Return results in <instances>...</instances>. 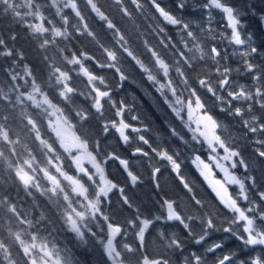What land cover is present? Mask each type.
Returning <instances> with one entry per match:
<instances>
[{
  "label": "snow or ice",
  "instance_id": "obj_1",
  "mask_svg": "<svg viewBox=\"0 0 264 264\" xmlns=\"http://www.w3.org/2000/svg\"><path fill=\"white\" fill-rule=\"evenodd\" d=\"M112 3L118 7L122 17L132 21V30L126 31L118 26L99 0H84L85 7L94 13L95 19L101 22V28L106 30L105 35L110 33L109 43H105L99 33L91 27L78 0H48V4L55 9V17L60 18L61 26H57L58 22L54 18L45 15L44 9L48 4H42L39 0H0V14L6 17L12 16L18 23L25 25L32 37L39 41V47L42 49L56 43L55 39L46 38L48 34L53 38H67L71 35L69 28L74 29L76 34L85 35L91 39L100 53L99 56L85 50L73 51L70 55H64L65 48H60L58 51L67 65L78 66L79 74L86 78L87 95L92 101L91 108L99 114L100 119L104 121L105 105H111L115 110V116L103 122V132L108 133L110 129H114L119 133L120 139L127 143L130 137L125 130L131 128L133 132L139 133L140 129L132 127L125 121L123 113L130 106L124 101L118 104L114 102L105 77L90 70L86 62H94L95 67L100 69L113 70L120 81L128 79L124 64L138 68L147 74L149 81L159 85L157 90L165 96V101L177 116H180L182 108L186 107L189 120L196 124L193 132L198 133L199 138H202V142L206 143L210 149L209 162H214L215 167L224 173L222 179L210 178L212 177L211 163H205L199 156L193 160L200 169L201 175L208 181L218 205L231 214L225 216L222 221L227 225L222 227L223 233L246 247L264 246V170L261 176L252 174L253 165L244 158L239 145L225 134V125L210 113L198 90L189 86L187 75L189 69L194 70V61L207 63L211 60L213 64L210 66V72H215L218 79L213 83L209 73L200 75L197 81L200 87L205 88L220 103L222 112L227 111L229 116L242 118L241 123L246 129L245 135L260 133L261 137H264V65H257L252 61L253 54H264V52L260 46L253 43L251 33L242 35L241 13L230 4L229 0H205L203 4L197 5L204 10L216 9L223 13L230 35L227 33L218 35L227 39L230 44L244 46L243 50L239 51V58L244 71L257 82L254 91L252 86L238 85L233 82L230 79V73L234 69L223 63L229 59L228 55L223 53L216 44L208 47L202 43L200 36L193 30L192 22L176 14L188 8L186 0H173L172 7L165 5L163 0H130V4L137 12L141 15L147 14V18L154 22L150 23L148 28L161 37L156 45L146 39L145 33L139 30V26L135 23L136 18L125 4V0H112ZM64 9H71L74 13L75 24H72L69 16L64 14ZM250 11L253 15H258L259 21L264 25V14H257L255 7H252ZM28 18L39 22H30ZM169 25L178 29L183 48L188 49V53L192 55L178 48L172 37L166 34V28ZM200 32L211 34L212 29L201 26ZM41 37L45 38L41 39ZM10 39L15 41L17 35L13 33ZM141 45L150 58L151 67L141 58L143 55L139 51ZM169 52L176 56V60L172 63L167 59ZM0 56L5 59L24 58L23 52L10 47L4 38H0ZM44 60L48 61L49 58L45 56ZM11 63L16 65L17 60L12 59ZM47 67L50 70L46 82H38L34 70L30 65L24 64L23 76L18 71L10 72L13 83L7 91L0 87V173L3 174L4 184L11 182L26 197L35 198V194L39 193L41 196H47L49 200L55 198L63 225L83 242H86V233L96 235L89 226L90 222L102 217L107 225V235L102 241L103 252L110 264H173L172 254H177L178 260L179 256L183 255V260L179 261V264H207L204 256L195 251L187 255L184 253L187 252L189 238L199 245L210 236V232L221 230L217 225L219 213L201 211L206 204L199 198L192 182L182 174L179 154L172 153L166 148L152 147L143 135L138 137L139 140L148 145L157 157L168 162L171 171L185 191L191 211L198 215L187 214L177 200L163 195L158 200L163 212L156 216L155 220L177 222L182 226L186 236L182 238L175 233L161 231L157 236L160 242L158 250L150 252L146 244L145 232L150 225H153V220L142 218L143 214L137 209L136 215L128 219L126 223L136 229L134 235L139 243L134 246L132 243L116 241L118 235H127V231L104 213L101 207L102 200L108 198V194L113 189H118L123 205L131 208L132 201L125 194L123 187L105 177L104 169L94 154V151H103L100 143L97 142L94 151H90L89 136L86 133L78 135L76 131L70 132L74 125L70 123L69 115L65 113L64 108L50 98L54 89L60 103H74L72 96L77 90L69 84L71 80L69 73L74 69L62 70L51 62L47 64ZM173 69L179 77L183 78L185 89L188 91L187 98L183 100L182 93L177 95V89L169 76ZM154 73H162L167 82L162 83ZM25 77L31 78V91L20 90L23 85L17 83L18 80H24L25 84H29V80ZM48 85L51 87L46 91L45 87ZM165 89L175 97L174 102L169 101V97L165 95ZM220 90L226 95L221 94ZM12 93H15L14 100ZM238 101L245 102L247 107L245 108L243 103L236 106L234 102ZM27 102H31L39 111L35 114L30 112ZM255 105H259L261 110L259 117L255 115ZM76 116L87 123L86 110H76ZM245 116L247 118L243 119ZM132 119L136 120L138 117L133 116ZM43 122H46L47 129L52 134L51 137L42 131ZM172 134L176 135L174 129ZM25 137L31 140V144L25 140ZM193 139L198 137L194 135ZM57 143L71 157L77 175H70L65 171L62 157L55 147ZM254 143L258 145L254 149L256 157L264 160V138L257 139ZM35 144H38V150L43 159L36 155L37 149L32 146ZM217 149L223 151L222 157ZM136 154L149 156V152L144 151L142 147L134 149L133 155ZM106 159L118 160L133 185L140 180V176L130 168L128 160L120 158L115 152L107 153ZM221 159L228 161L229 165L220 163ZM85 160L96 169L95 172L84 167ZM238 167L245 170L244 175H237L236 172L231 171ZM160 171V168L153 167L151 172L152 181L157 189H160L158 176ZM83 177H87V181ZM97 177H99L98 180ZM64 181H67V184H64ZM232 185L237 186L238 190L230 191ZM2 190L3 185H0V191ZM241 201L246 202L247 207L243 206ZM23 203V198L18 195L13 198L6 192L0 194V264H72L71 257L66 252L62 254L63 250L54 240L49 239L51 232L48 231V225L45 223L47 218L43 214L35 216L33 214L35 205L24 208ZM197 219L200 221L199 232H196L193 227ZM42 232H47L48 235H42ZM223 246L224 240L213 241L205 249V253L214 254ZM234 255L231 252L224 254L216 258L214 264H233ZM239 264H264V255L253 256L250 260L241 259Z\"/></svg>",
  "mask_w": 264,
  "mask_h": 264
},
{
  "label": "trees",
  "instance_id": "obj_2",
  "mask_svg": "<svg viewBox=\"0 0 264 264\" xmlns=\"http://www.w3.org/2000/svg\"><path fill=\"white\" fill-rule=\"evenodd\" d=\"M39 2L42 4H48V0H39ZM99 2L105 6L107 14H109L110 17L117 22L118 26L126 31L132 30V21H129L126 17H122V14L118 12V7L112 3V0H99ZM163 2L168 7L173 6V0H163ZM186 2L188 3V8L183 10V12L178 11L176 14L182 15L186 20L192 22L193 30L197 32L198 36H200L201 42L206 44L208 47H211L212 44L218 45L219 49L223 53H226L229 58L233 56L234 53L235 55H239V51L243 50V46L230 44L227 39L221 38L218 35L219 33H227L230 35V29L226 27L227 22L222 15V12L216 9L204 10L202 8H198L197 5L203 4L205 0H186ZM229 2L241 13L240 19L243 25L242 35L246 36L248 33H251L253 43L260 46L262 52H264V31L262 29V24L258 19V15H253L250 11L252 7H255L257 14H264V0H229ZM78 3L83 10V14L89 20L91 27L99 33L101 39L105 43H109L110 33L107 36L105 35L106 30L101 28V22H99L98 19H95L94 13H91L90 9L85 7L84 0H78ZM125 4L133 12V15L136 18L135 23L139 26V30L145 33V38L153 45H156L161 37L151 32L148 28V25L154 22L147 18V14L141 15V13L137 12L134 6L130 4V0H125ZM44 11L46 16L54 18L58 22L57 26H61L59 22L60 18L55 17V9H53L50 4H48ZM63 12L69 16L72 24L76 23V18L71 9H64ZM28 19L30 22H39L33 21L32 18ZM201 26H204L206 29L211 28L212 33H201ZM69 32L71 35L67 38H53L50 34H48L46 38L55 39L56 43L49 44L46 46V49H42L39 47V41L32 37L25 25L18 23L12 16L6 17L5 15L0 14V38H4L10 47L19 49L24 54L23 59H19L17 57L5 59L0 56V87H3L4 90L7 91V88L13 83L9 75L10 72L18 71L23 76L24 64L30 65V67L34 70L35 75L38 78V82H46L48 80V72L50 69L47 67V64L49 62L61 67L62 70L74 69L69 73L71 77L69 84L77 90L72 96L74 103H60L59 97L55 93L54 89L52 90L50 98L53 99L54 103H58L60 107L64 108L65 113L69 115L70 123L74 125L72 128L73 131H76L78 135L86 133L89 136L91 145L89 149L90 151H94L97 142L100 143L103 151H94V154L97 156V161L103 167L105 176L113 183L123 187L125 189V194L132 201L133 207L131 208L123 205L118 189H113V191L108 194V198L102 200L101 207L104 210V213L109 215L113 222L121 224V226L127 231V235H118L116 241L121 243H132L134 246L139 243L134 235L136 229L126 223L128 219H131L136 215L137 209H139L143 214L142 218H149L153 220V225H150L148 230L145 232L146 244L150 252L158 250L160 242L157 239V236L161 231L175 233L182 238L186 236L182 226L177 222L165 221L163 219L160 221L155 220V217L163 212V209L158 203V200L163 195H167L169 198L174 200H177L178 196H180L183 198L179 202L182 210H184L187 214L198 215V213L191 211V205L189 204L185 191L182 189V186H180L175 174L171 171V166L168 162L157 157L155 153L151 152L148 145L143 144V142L139 140L138 137L143 135L152 147L166 148L172 153L179 154L178 159L181 164L182 174L186 177V179L192 182L199 198H201L206 204V207L201 211H214L219 213L217 225L221 230H214L210 232V236L206 237L205 241L201 242L199 245L195 244V242L189 238L187 252H185L184 255L195 251L197 254L203 255L207 263H213L216 258L231 252L235 254L233 264H239L241 259L250 260L253 256L264 255V246L246 247L223 233L222 227L227 225L223 224L222 221L225 216H230L231 214L228 213L227 210H224L222 206L218 205V201L214 199L215 195L211 191V188L207 186V190L202 191V187H205L206 183L202 179V176L198 174L192 163L195 154H200L202 149L197 147L195 140L190 135L191 133L185 125V121L187 124V120L185 119L184 121L185 117H183L182 114L177 116L172 111V108H170L169 104L165 101V96L157 90L159 85L149 81L147 79V74L143 73L138 68H134L129 64H124L123 67L128 75V79L120 81L119 77L115 75L113 70L100 69L95 67L94 62H86V66H88L90 70L105 77L106 85L111 89L112 100L117 104L120 101H124L126 105L130 106L126 108L123 113L125 121L132 125V127L140 129L139 133L133 132L131 128L128 129L127 133L130 139L127 143H122L118 139L114 129H110L108 133L103 132V122L111 120L115 116V110L111 107V105H105L104 121L100 119L99 114L91 108L92 101L87 95L86 78L79 74L78 66L67 65V62L61 58V54L58 50L60 48H65L66 51L64 55H70L71 52H78L80 50L88 51L90 54L95 53L97 56H99L100 53L96 50V46L91 42L90 38L85 35L76 34L72 28H69ZM13 33L17 35V39L15 41L10 39ZM166 34L172 37L173 42L178 48L183 49L186 53H188V49L183 48L181 35L176 27L169 25L166 28ZM214 36L216 37L215 39L213 38ZM43 38L45 37H41V39ZM139 51L143 53L141 58L147 65H149V67H151L150 58L143 49L142 45ZM188 55H192V53H188ZM254 55L255 57L252 61L257 65H264V54ZM45 56L49 58L48 61L44 60ZM12 59L17 60L16 65H12ZM167 59L168 62L172 63L176 60V56L169 52ZM193 63L195 64L194 70L189 69L187 73L189 86L190 83H192V85L196 87L201 98L203 99L204 97L206 107L209 109L210 113L225 125V134L230 136L235 143L239 142V148L242 151L244 158L252 164L251 160L258 157H256L253 148L249 147L248 140H241L239 139V136H232L229 134L230 122L228 123L224 121V119H228L230 116L226 111H224V119L223 116H220L221 111L217 114L215 107L221 108L220 103L217 102L215 98L208 93L207 90H205V88H201L200 85L195 82L198 81L200 75H203L205 74L204 72L210 70V66L213 62L209 60L205 63L197 60ZM223 63H226L231 67V65L238 64L240 61L227 60ZM231 68L234 69L233 67ZM6 69L8 70L7 72L5 71ZM239 72L234 69V71L230 73V77L234 78V73H236L239 78L235 75V80L239 81V84L252 86V90L254 91V87L257 82L253 81L251 76L244 71L242 64H240ZM154 74L157 75L158 79H161L162 83L167 82L166 79L163 78L162 73ZM169 76L173 82V86L177 89V95L182 93L181 99L183 100L184 97L188 96V91L185 89L183 78L179 77L174 69L170 72ZM25 79L29 80V84H25L24 80L17 81V83L23 85L20 90L31 91V78L25 77ZM49 87L51 86H46L45 90L48 91ZM82 92L85 94L81 95L80 93ZM221 94L226 95V93ZM11 95L14 100L15 93H12ZM165 95L169 97L170 102L175 101V97L172 96L169 90L165 89ZM242 103L245 104L246 108L247 105L243 101H238L236 106ZM27 105L30 112L35 114L39 111L31 104V102H27ZM78 109H84L88 112L87 123L81 121L79 117L76 116V110ZM182 111L185 115V110L183 109ZM133 116H137L138 119L133 120ZM232 119L239 122L242 120L241 117L234 116H232ZM187 126L189 125L187 124ZM173 129L175 130L176 135L172 134ZM42 131L45 132L47 136H52L50 130L47 129L46 122H43ZM245 132L246 129L242 135H245ZM248 135H260V133H248ZM25 140L31 144V140H28L27 137H25ZM32 146L37 149L36 155L43 159L40 151L38 150V144ZM55 147L57 152L62 157V163L64 164L65 171H67L70 175H77L75 166L72 164L69 154L64 152L58 143L55 144ZM136 147H142L144 151L149 152V156L145 157L138 154L133 155ZM111 152H115L120 156V158L128 160L130 168L140 176V180L135 185L128 180L127 173L124 171L118 160L106 159V154ZM153 167L161 169L160 173H158L160 189H157L152 181L151 172ZM233 171L236 172L237 175L245 174V170L242 169V167L233 169ZM83 179L87 181V177H83ZM64 184H67V181H64ZM0 185H3V190L0 191V194L6 192L13 198H16L18 195L24 200L22 207L29 208L35 205L33 208V214L37 217L43 214L47 218L45 223L48 225V231L51 232L49 239L54 240L57 246L63 250L62 254L66 252L67 255L71 257L72 264H110V261H108L103 252L102 241L105 240L107 235V225L104 223L102 217H98L97 220L90 222L89 226L92 228V231L96 233V235L92 236L91 234L86 233V242H83L75 235V233L71 232L63 225V221L59 218V210L57 208L55 198L49 200L47 196H41L39 193L35 194V198L26 197L25 194L22 191H19L15 185L11 184V182L4 184V177L2 173H0ZM235 189V185L230 186V190L232 192H234ZM245 204L247 205L246 202ZM193 227L196 232L200 231V221L198 219ZM41 234L45 236L48 235L47 232H42ZM219 240H224V246L221 249L217 250L214 254L205 253V249L209 247L213 241ZM182 260L183 255L179 256L178 260L177 254H172L173 264H179V261Z\"/></svg>",
  "mask_w": 264,
  "mask_h": 264
},
{
  "label": "rangeland",
  "instance_id": "obj_3",
  "mask_svg": "<svg viewBox=\"0 0 264 264\" xmlns=\"http://www.w3.org/2000/svg\"><path fill=\"white\" fill-rule=\"evenodd\" d=\"M218 11H219V10H218ZM222 15H223V13H222ZM204 73H209V78L212 79L213 83H215L216 80L218 79V76H217V74H216L215 72H210V70H208V71H206V72H204ZM230 78H231V77H230ZM231 79L233 80V78H231ZM234 80H235V75H234ZM195 82L198 84L197 81H195ZM190 87L196 88V87H194V86L192 85V83H190ZM200 90H201V89H200ZM201 91H202V90H201ZM185 98H187V97H184V99H185ZM202 100L205 101L204 97H203ZM183 109L185 110V115H184V112L182 111ZM182 110H181V114L183 115V117H185V118H184V121H185V119L187 120V124L189 125V127L187 126L186 121H185V125H186V127L189 129V132L191 133L190 135H191L192 137H193L194 135H196V136L198 137V139H194V140H195V144L197 145V147H200V148L202 149V152H201L200 154H197V153H196V154H195V157H196V156H199L200 159L203 160L205 163H211V167H212V177H210V178L222 179L223 176H224V173L221 172L219 168H216V167H215V163H214V162H209V160H208V157H209V155H210L211 153H210V149L208 148L207 144L202 142V138H199L198 133H194V132H193V129L196 128V124L194 123V121H190V120H189L186 107L182 108ZM228 120H229V121L231 120L230 117L228 118ZM69 131L71 132V131H73V130L70 129ZM217 152L219 153L220 157H222V156L224 155V153H223V151H222L221 149H217ZM195 157H194V159H195ZM194 159H193V160H194ZM220 163H222V164H224V165H226V166L229 165V162H228V161H224V160H222V159L220 160ZM193 164H194V163H193ZM194 166H195L196 170H198V171L200 172V169L197 168L196 164H194ZM84 167H85V168H88L91 172H95V171H96V169L93 168V166H92L87 160L84 161ZM215 168H216V170H214ZM75 170H76V168H75ZM231 171H232V169H231ZM200 174H201V172H200ZM104 175H105V174H104ZM105 177H106V176H105ZM202 177L204 178V176H202ZM97 179H99V177H97ZM204 180H205V179H204ZM207 182H208V181H207ZM208 186H209V185H208ZM231 189H232V188H231ZM237 190H238V189H237V186H236L235 191H237ZM230 191H231V190H230ZM235 191H234V192H235ZM182 199H183V198H181L180 196H178L177 201L180 202ZM241 204H242L243 206L247 207V205L245 204V202H242V201H241ZM244 204H245V205H244ZM114 243H115V241H114Z\"/></svg>",
  "mask_w": 264,
  "mask_h": 264
},
{
  "label": "flooded vegetation",
  "instance_id": "obj_4",
  "mask_svg": "<svg viewBox=\"0 0 264 264\" xmlns=\"http://www.w3.org/2000/svg\"><path fill=\"white\" fill-rule=\"evenodd\" d=\"M262 29H263V25H262ZM264 31V30H263ZM255 57V55L253 54V57H252V59ZM240 64H241V62L240 63H238V64H234V65H231V67H233L236 71L238 70V72L240 71ZM230 66V65H229ZM235 75H236V73H234ZM233 82L235 81L234 80V78H233V80H232ZM221 91V93H223V91L222 90H220ZM237 104V103H236ZM235 104V105H236ZM225 107H227V106H225ZM215 110L217 111V114H219V111H221L220 110V108H217V107H215ZM225 114V112H222L221 111V113H220V116H223ZM260 114H261V110H260V108H259V105H255V115H257L258 117L260 116ZM243 118H247L246 116L245 117H243ZM223 119H224V116H223ZM224 121H226V122H230V127H229V134L230 135H232V136H239V139H241V140H248V142H249V147H251V148H253V150L255 149V147H257L258 145H256L255 143H254V141L255 140H257V139H260V138H264V137H261V135H242L243 134V132L245 131V129L243 128V126H242V124H241V122H239V121H236V120H233L232 118H231V120L229 121L228 119H224ZM189 127V126H188ZM237 144L239 145V142H237ZM255 152V151H254ZM251 163H252V165H253V168H254V171H253V174L254 175H257V176H261V173H262V170H264V160H261V159H259V158H253L252 160H251ZM243 169V168H242ZM214 170H216V168L214 169ZM233 170V169H232ZM197 172H198V174L200 175V176H202L201 174H200V172L198 171V170H196ZM202 179L204 180V178L202 177ZM205 181V183H206V186L205 187H202V191L203 190H207V186L209 185L208 184V182L206 181V180H204ZM209 187V186H208ZM210 188V187H209ZM215 199V198H214ZM258 203H259V201H257Z\"/></svg>",
  "mask_w": 264,
  "mask_h": 264
},
{
  "label": "water",
  "instance_id": "obj_5",
  "mask_svg": "<svg viewBox=\"0 0 264 264\" xmlns=\"http://www.w3.org/2000/svg\"><path fill=\"white\" fill-rule=\"evenodd\" d=\"M263 30H264V25H263ZM127 130H128V129L125 130L126 134H127ZM115 133H116L118 139H119L122 143H125L123 140L120 139V137H119V133H117L116 131H115ZM139 155H140V154H139ZM207 264H214V263H207Z\"/></svg>",
  "mask_w": 264,
  "mask_h": 264
}]
</instances>
